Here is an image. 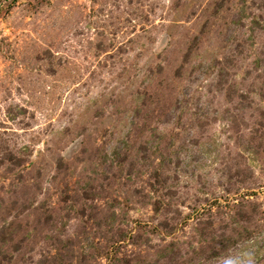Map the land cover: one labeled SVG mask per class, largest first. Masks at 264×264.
I'll list each match as a JSON object with an SVG mask.
<instances>
[{
    "label": "rangeland",
    "instance_id": "rangeland-1",
    "mask_svg": "<svg viewBox=\"0 0 264 264\" xmlns=\"http://www.w3.org/2000/svg\"><path fill=\"white\" fill-rule=\"evenodd\" d=\"M0 264H264V0H0Z\"/></svg>",
    "mask_w": 264,
    "mask_h": 264
}]
</instances>
